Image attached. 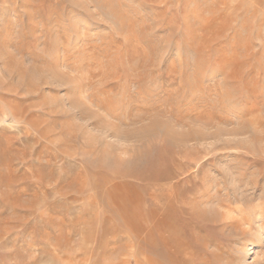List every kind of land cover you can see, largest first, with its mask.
Listing matches in <instances>:
<instances>
[{
	"label": "rangeland",
	"instance_id": "obj_1",
	"mask_svg": "<svg viewBox=\"0 0 264 264\" xmlns=\"http://www.w3.org/2000/svg\"><path fill=\"white\" fill-rule=\"evenodd\" d=\"M96 2L0 0V264H264V0Z\"/></svg>",
	"mask_w": 264,
	"mask_h": 264
},
{
	"label": "bare ground",
	"instance_id": "obj_2",
	"mask_svg": "<svg viewBox=\"0 0 264 264\" xmlns=\"http://www.w3.org/2000/svg\"><path fill=\"white\" fill-rule=\"evenodd\" d=\"M105 3H107V0L106 1H104L103 2V0L101 1H99V0H97V2H96V5H97V7L98 8H100L105 14H108L109 16H111V10L110 9H108V8H106L107 7V5H105ZM110 3V2H109ZM105 5V6H104ZM102 6H104L105 8H104V10H103V8H102ZM113 11V10H112ZM118 14V13H117ZM107 16V15H106ZM199 69V68H198ZM200 69H202V68H200ZM199 69V70H200ZM239 72V71H238ZM240 73V72H239ZM241 74V73H240ZM231 75V74H230ZM230 75H228L229 77H231ZM235 75V77H231V79H235V78H237V76H236V74H234ZM209 76V75H208ZM242 76V75H241ZM239 77H240V75H239ZM235 81V80H234ZM233 81V82H234ZM248 85V84H247ZM232 87H234V84H233V86ZM236 87V86H235ZM225 88V87H224ZM227 89V88H226ZM251 89V88H250ZM248 90V89H247ZM253 90V89H252ZM251 90V91H252ZM254 91V90H253ZM252 91V92H253ZM231 92V91H230ZM249 92V91H248ZM252 92H250V93H252ZM147 94V93H146ZM250 97H251V95H250ZM254 98H255V96H254ZM249 100H250V98H249ZM251 103V102H250ZM155 106V105H154ZM206 120V119H205ZM182 126V125H181ZM238 131V130H237ZM220 132V131H219ZM186 137H188V136H181L180 138H183V139H185ZM186 144V143H185ZM183 146V145H182ZM249 147V146H248ZM182 150V149H181ZM254 151V150H253ZM179 152V151H178ZM188 155V154H187ZM193 155V154H192ZM253 157V156H252ZM251 159V161L255 164V165H264V158H250ZM192 161V160H191ZM196 161V160H195ZM194 161V162H195ZM159 163V162H158ZM187 164V163H186ZM186 164H184V165H186ZM160 165V164H159ZM181 165H183V164H181ZM188 166H189V164H188ZM182 168V167H181ZM186 168V167H185ZM164 169V168H163ZM171 170V169H170ZM178 171H181V170H179V169H177ZM191 171H192V169H191ZM260 174L261 173H264V168H262L261 169V167L257 170ZM181 172H184L183 171V168H182V171ZM180 172V173H181ZM169 173V172H168ZM172 173V172H171ZM173 173H175V172H173ZM194 173V172H193ZM201 173V172H200ZM176 176V175H175ZM151 177V176H150ZM149 177V178H150ZM154 177H156L155 175H154ZM154 177H152V178H154ZM159 177V176H158ZM174 178V177H173ZM182 178V177H181ZM186 178V177H185ZM184 178V180H186ZM188 178V177H187ZM151 179V178H150ZM149 180V179H148ZM161 180V182L156 186L155 184V180L154 179H151L150 181H151V183H155L154 185V187H151V189H150V192H149V197H150V199H152V201H153V203H154V205H155V207L156 206H158V207H163L159 202H156L157 200H158V198H157V195H158V190H161V189H163L164 187H166L167 185H169V184H172V185H170L171 187H170V189H167V191H166V195L168 196V197H170V198H172L173 196H175L178 192V185L179 184H177V182H179V181H177V182H173L172 181V177H165V175L160 179ZM174 180V179H173ZM177 180V179H176ZM182 180V179H181ZM200 180V179H199ZM183 181V180H182ZM182 181H181V183H182ZM187 181H188V179H187ZM122 182V181H121ZM120 182V183H121ZM184 182V181H183ZM188 182H190V181H188ZM180 183V182H179ZM180 183V184H181ZM114 185V184H113ZM120 185L121 184H119V183H116L115 182V192H118L120 189H121V187H123V185L127 188L126 190L128 191V190H130V191H128V192H131L133 195H139V193L138 192H133V190H132V185H131V183H126V184H123L121 187H120ZM185 185V184H184ZM260 188V187H259ZM180 190H181V188H180ZM127 192V193H128ZM126 193V192H125ZM181 193V192H180ZM263 194V193H262ZM147 195V196H148ZM130 196V195H129ZM144 196V195H143ZM176 197V196H175ZM157 198V200L156 201H154V199H156ZM132 199H134V198H132ZM137 199V198H136ZM117 202V201H116ZM165 202V201H164ZM248 202V201H247ZM152 203V202H151ZM163 204V203H162ZM154 205H153V207H154ZM170 205V204H169ZM169 205H168V203H167V207L169 208ZM242 205V204H241ZM148 206V205H147ZM133 207H135V208H139L140 207V205H139V203H136L135 202V204H134V206ZM165 207V206H164ZM141 208V207H140ZM139 208V209H140ZM257 208V207H256ZM170 209V208H169ZM168 209V210H169ZM226 209V208H225ZM147 210V209H146ZM163 210V209H162ZM238 210V209H237ZM236 210V211H237ZM165 211V210H164ZM170 211V210H169ZM228 213V212H227ZM245 213V212H244ZM144 216L145 215H143V214H136V216H131V217H133V220L132 221H130L132 224H131V226L129 227V229L130 230H134V226H138L139 227V229L141 228V229H144L145 228V230H146V232H147V237H148V240H149V243L150 244H154L155 245V237H154V234H153V232L154 231H156L157 232V234H158V238L161 240V242H162V245H163V247L165 248V250L167 251V253L168 254H171V256L173 257V258H171V262L170 263H172V264H186V260H183V257L181 256V255H178L177 254V246H178V239L179 238H177V236H175L176 234H175V232H172V233H169L168 231H167V228H166V226H168V224H169V219H170V214H169V212H159L158 211V209H156V208H152V209H150V218L148 219V221H145V218H144ZM230 216V215H229ZM204 218V217H203ZM246 219V218H245ZM177 221L178 220H175V224L177 223ZM175 228V227H174ZM178 232V231H177ZM178 235V234H177ZM145 236V237H146ZM260 236V235H259ZM147 240V239H146ZM148 243V242H147ZM163 249V248H162ZM149 254H150V252H149ZM145 256V255H144ZM147 256V255H146ZM170 256V257H171ZM182 257V259L180 260V258H178V257ZM147 260V261H146ZM146 260H145V262L146 263H148V264H160L155 258H153V257H147L146 258ZM144 262V261H143ZM162 264V263H161Z\"/></svg>",
	"mask_w": 264,
	"mask_h": 264
}]
</instances>
